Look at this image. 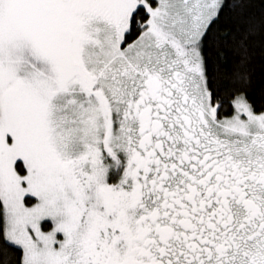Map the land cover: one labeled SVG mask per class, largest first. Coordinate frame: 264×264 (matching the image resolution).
Returning <instances> with one entry per match:
<instances>
[{
  "label": "snow or ice",
  "instance_id": "1",
  "mask_svg": "<svg viewBox=\"0 0 264 264\" xmlns=\"http://www.w3.org/2000/svg\"><path fill=\"white\" fill-rule=\"evenodd\" d=\"M0 264H264V0H0Z\"/></svg>",
  "mask_w": 264,
  "mask_h": 264
}]
</instances>
